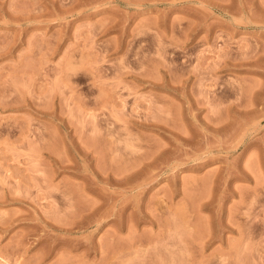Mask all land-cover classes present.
Returning a JSON list of instances; mask_svg holds the SVG:
<instances>
[{
    "label": "rangeland",
    "instance_id": "rangeland-1",
    "mask_svg": "<svg viewBox=\"0 0 264 264\" xmlns=\"http://www.w3.org/2000/svg\"><path fill=\"white\" fill-rule=\"evenodd\" d=\"M0 264H264V0H0Z\"/></svg>",
    "mask_w": 264,
    "mask_h": 264
}]
</instances>
